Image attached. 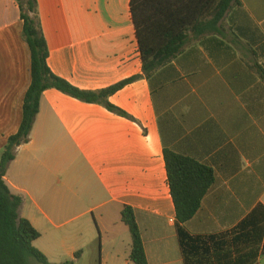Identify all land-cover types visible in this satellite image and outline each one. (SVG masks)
<instances>
[{
	"label": "crops",
	"instance_id": "obj_1",
	"mask_svg": "<svg viewBox=\"0 0 264 264\" xmlns=\"http://www.w3.org/2000/svg\"><path fill=\"white\" fill-rule=\"evenodd\" d=\"M130 1L36 0L55 76L88 92L135 78L107 99L129 118L44 91L29 142L7 166L19 215L40 234L33 246L53 264H132L123 207L133 210L147 264H184L165 149L213 172L184 225L190 235L230 232L264 206V81L251 70L264 68V0H239L219 33L190 36L148 77ZM22 30L15 0H0V152L19 129L31 81Z\"/></svg>",
	"mask_w": 264,
	"mask_h": 264
},
{
	"label": "trees",
	"instance_id": "obj_2",
	"mask_svg": "<svg viewBox=\"0 0 264 264\" xmlns=\"http://www.w3.org/2000/svg\"><path fill=\"white\" fill-rule=\"evenodd\" d=\"M15 2L23 23L22 37L30 52L31 81L23 97L19 129L8 138L0 152V264H31L32 261L53 264L33 246L40 234L19 215L23 200L13 195L4 182L7 166L14 159L16 149L29 142L44 91L55 89L129 118L110 105L107 99L135 78L97 92H88L55 76L47 66L48 50L39 26L36 0ZM239 4V0H131V20L144 75L148 77L175 59L190 36L197 38L219 33L226 13ZM251 70L264 81V68L254 62ZM163 159L184 264H253L258 257L264 256V206L261 205H257L230 232L207 237L190 235L184 225L197 213L203 197L213 185V172L193 159L166 149ZM120 219L131 238L129 262L147 264L133 210L123 207ZM232 255H235L234 263L231 262ZM77 256L78 253L74 257ZM60 264H73V261Z\"/></svg>",
	"mask_w": 264,
	"mask_h": 264
},
{
	"label": "rangeland",
	"instance_id": "obj_3",
	"mask_svg": "<svg viewBox=\"0 0 264 264\" xmlns=\"http://www.w3.org/2000/svg\"><path fill=\"white\" fill-rule=\"evenodd\" d=\"M31 264H37L36 262H34V261H32V263Z\"/></svg>",
	"mask_w": 264,
	"mask_h": 264
}]
</instances>
